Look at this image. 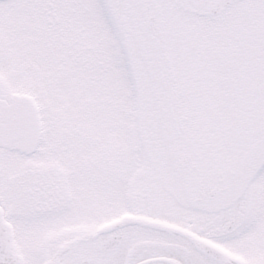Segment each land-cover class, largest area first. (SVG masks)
Segmentation results:
<instances>
[{
    "label": "snow or ice",
    "instance_id": "6c2138e0",
    "mask_svg": "<svg viewBox=\"0 0 264 264\" xmlns=\"http://www.w3.org/2000/svg\"><path fill=\"white\" fill-rule=\"evenodd\" d=\"M0 264H264V0H0Z\"/></svg>",
    "mask_w": 264,
    "mask_h": 264
}]
</instances>
